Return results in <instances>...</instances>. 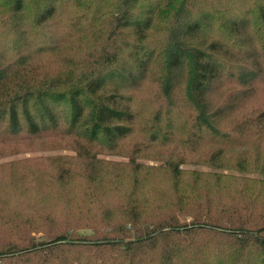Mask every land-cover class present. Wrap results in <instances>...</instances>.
I'll return each mask as SVG.
<instances>
[{
	"label": "trees",
	"instance_id": "trees-1",
	"mask_svg": "<svg viewBox=\"0 0 264 264\" xmlns=\"http://www.w3.org/2000/svg\"><path fill=\"white\" fill-rule=\"evenodd\" d=\"M26 152L0 264H264V0H0V158Z\"/></svg>",
	"mask_w": 264,
	"mask_h": 264
},
{
	"label": "rangeland",
	"instance_id": "rangeland-1",
	"mask_svg": "<svg viewBox=\"0 0 264 264\" xmlns=\"http://www.w3.org/2000/svg\"><path fill=\"white\" fill-rule=\"evenodd\" d=\"M56 153H71L69 150H65V149H60V150H48L46 152H44V154H56ZM34 153L31 152H26V153H21L15 156H10V157H4V158H0V162L5 161V160H9V159H14V158H20V157H27V156H31ZM106 158H115V159H123L121 157H117V156H105ZM143 163H148V164H156V162L152 161L151 159H142L140 160ZM182 168H194V169H203L202 166L200 165H192V164H180L179 165Z\"/></svg>",
	"mask_w": 264,
	"mask_h": 264
}]
</instances>
